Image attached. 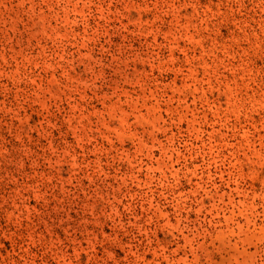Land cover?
<instances>
[{
    "label": "rangeland",
    "instance_id": "obj_1",
    "mask_svg": "<svg viewBox=\"0 0 264 264\" xmlns=\"http://www.w3.org/2000/svg\"><path fill=\"white\" fill-rule=\"evenodd\" d=\"M0 264H264V0H0Z\"/></svg>",
    "mask_w": 264,
    "mask_h": 264
}]
</instances>
